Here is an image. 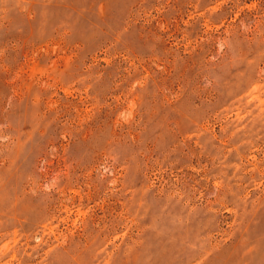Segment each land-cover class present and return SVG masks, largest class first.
<instances>
[{
	"label": "rangeland",
	"instance_id": "1",
	"mask_svg": "<svg viewBox=\"0 0 264 264\" xmlns=\"http://www.w3.org/2000/svg\"><path fill=\"white\" fill-rule=\"evenodd\" d=\"M0 264H264V0H0Z\"/></svg>",
	"mask_w": 264,
	"mask_h": 264
}]
</instances>
